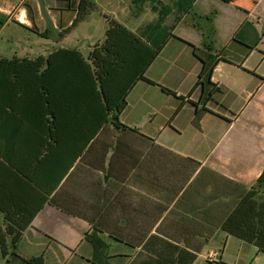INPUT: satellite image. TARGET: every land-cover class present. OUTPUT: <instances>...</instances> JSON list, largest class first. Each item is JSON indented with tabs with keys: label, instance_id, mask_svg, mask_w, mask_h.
<instances>
[{
	"label": "crops",
	"instance_id": "obj_1",
	"mask_svg": "<svg viewBox=\"0 0 264 264\" xmlns=\"http://www.w3.org/2000/svg\"><path fill=\"white\" fill-rule=\"evenodd\" d=\"M78 1L0 0V33L15 22L40 37L47 30L49 40L71 26ZM113 1L122 8L121 25L134 33L156 20L149 10V21L128 25L146 9L134 17L131 0ZM163 26L171 35L117 116L130 130L116 128L102 105L86 98L62 60L51 67L53 113L28 102L37 97L19 103L15 123L0 111V150L15 165H0V229L21 221L19 210L39 208L8 264L34 257L93 264L90 237L107 246L109 264H169L175 246L196 255L191 264H264V253L220 230L264 170V0H195L176 24L171 13ZM205 38L223 59L210 80L219 91L200 111L192 104L201 92L193 47L203 54ZM58 48L6 59L45 58ZM212 251L219 257L209 262Z\"/></svg>",
	"mask_w": 264,
	"mask_h": 264
},
{
	"label": "trees",
	"instance_id": "obj_2",
	"mask_svg": "<svg viewBox=\"0 0 264 264\" xmlns=\"http://www.w3.org/2000/svg\"><path fill=\"white\" fill-rule=\"evenodd\" d=\"M194 2L195 0H171L170 4H165L161 0H131L132 16L138 17L144 6L148 5L149 10L156 14L155 22L134 33L120 23L107 19L103 41L94 44L86 56L74 48H58L47 57H38L34 60L0 58V111L4 112L7 122L15 123L19 120V103L27 102V98L37 97L40 99L28 102L41 103L44 114L53 113L49 96L51 67L54 65L53 60H62L60 66L74 70L76 74L74 81L76 83L82 81L86 98L101 104L106 116L111 115L110 120L116 128L130 130L117 122L119 112L126 106V95L137 81H147L144 78L146 69L157 57L167 37L171 35L170 29L163 26L165 18L173 13L176 24L182 15L192 10ZM95 10L96 4L93 0H79L71 26L60 31V35L84 21ZM47 33L46 30L40 35L46 38ZM203 47V54L193 47V54L201 64L195 88L200 87L201 92L198 101L192 104L195 107L201 105L200 111L204 110V105L212 101L213 96L219 91L210 80L217 63L223 59L213 54L212 38H205ZM34 89L39 95H32ZM106 122L104 118V123ZM98 130L99 127L91 130L86 144H83L84 147ZM5 151L0 150V165L14 169L15 165ZM37 209L39 208L28 214L25 209L19 210L21 221H13L3 230L0 229V255L6 264L11 258H17L16 249L22 231L29 225ZM220 230L253 245L257 253H264V170L221 222ZM6 235L9 236L8 240L5 238ZM94 239L89 238L96 255L93 264H109L107 246ZM195 258L196 255L175 246V257L169 264H191ZM25 263L43 264V259L34 257ZM144 264L162 263L154 260Z\"/></svg>",
	"mask_w": 264,
	"mask_h": 264
},
{
	"label": "rangeland",
	"instance_id": "obj_3",
	"mask_svg": "<svg viewBox=\"0 0 264 264\" xmlns=\"http://www.w3.org/2000/svg\"><path fill=\"white\" fill-rule=\"evenodd\" d=\"M95 1L101 5V8H99L98 11H94L90 15L89 19L82 21L63 35H60L59 33L61 30L51 32L52 38H49V40L38 36L21 23L17 24L15 22H9L0 33V58H10L15 55L22 56L46 53L47 50L52 49L54 46L75 48L81 53L86 54L90 51L94 44L98 42L101 43L103 41L107 26V19L114 20L124 25V20L120 14L122 13V8H120L115 1ZM124 1L125 3L128 2V0ZM161 2L170 4L171 0H161ZM210 7L212 9L214 8V6ZM144 8L147 13H143L138 19L130 18L128 25H140L149 21L151 14L149 13L148 5H145ZM198 10V8L194 9L193 12H197ZM194 14L195 13L192 14L193 17ZM0 19L2 22H5L6 20L4 17H1ZM218 110L223 114L220 109ZM207 129L210 131V126H208ZM215 247H220V245L217 243ZM236 251L235 246H230L229 253L232 257L236 255ZM0 264H4L1 259ZM254 264L257 263L254 262Z\"/></svg>",
	"mask_w": 264,
	"mask_h": 264
},
{
	"label": "built area",
	"instance_id": "obj_4",
	"mask_svg": "<svg viewBox=\"0 0 264 264\" xmlns=\"http://www.w3.org/2000/svg\"><path fill=\"white\" fill-rule=\"evenodd\" d=\"M219 257V254L217 252H209L206 254L205 259L209 262H214Z\"/></svg>",
	"mask_w": 264,
	"mask_h": 264
}]
</instances>
